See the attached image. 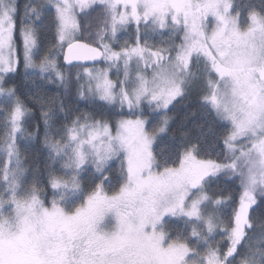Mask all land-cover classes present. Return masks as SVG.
I'll list each match as a JSON object with an SVG mask.
<instances>
[{"label": "snow or ice", "instance_id": "snow-or-ice-1", "mask_svg": "<svg viewBox=\"0 0 264 264\" xmlns=\"http://www.w3.org/2000/svg\"><path fill=\"white\" fill-rule=\"evenodd\" d=\"M21 75L45 87L21 94ZM193 93L220 156L184 133L162 160ZM0 113V264H264V2L0 0ZM37 141L43 173L22 148Z\"/></svg>", "mask_w": 264, "mask_h": 264}, {"label": "trees", "instance_id": "trees-1", "mask_svg": "<svg viewBox=\"0 0 264 264\" xmlns=\"http://www.w3.org/2000/svg\"><path fill=\"white\" fill-rule=\"evenodd\" d=\"M237 4L243 8L249 6L259 7L264 0H236ZM24 3V0H21ZM53 34L51 31H45L41 35L42 47H47L53 42ZM16 83L19 85L21 94L27 91H34L36 88L45 87L43 81L37 80L35 85L32 83H25L24 77L21 75L16 79ZM69 102L72 104L78 103L81 108H88L89 110H100L96 105L85 104L83 101H76L74 95L69 98ZM110 111V110H109ZM169 116L172 117L169 133L161 135L157 143L154 145L155 152L160 159L169 158L170 160L176 159V152L179 148L182 140V134L187 133L190 139L200 140L206 150L209 152L212 158L220 156L218 148L211 147L215 140L213 131H210L212 127L210 118H206L201 105L196 99L195 93L189 100L183 103H178L169 111ZM155 115V114H152ZM3 113H0V119H2ZM155 122V121H154ZM0 132H2V125H0ZM22 148L26 151L29 159V163L33 168L39 166L41 173L44 172V166L46 164V150L42 149L39 142L30 143L22 142ZM36 153H39V158H36ZM119 168L117 163L113 166V186L119 177L116 175V170ZM93 172L89 171L85 174L84 179L87 184L91 183ZM44 177L41 175V180ZM212 189L217 192H225L232 195L234 198L239 195V183L237 180L229 179L225 176L218 177L213 181ZM264 210V205L257 209V213ZM229 211L225 209V212ZM166 229L172 233L173 236L183 233L184 236H188L191 231V224L187 220L181 219H167ZM264 241V233L258 228L253 231L252 243L255 247H264V243H258Z\"/></svg>", "mask_w": 264, "mask_h": 264}, {"label": "rangeland", "instance_id": "rangeland-1", "mask_svg": "<svg viewBox=\"0 0 264 264\" xmlns=\"http://www.w3.org/2000/svg\"><path fill=\"white\" fill-rule=\"evenodd\" d=\"M118 164V163H117ZM167 219H181V220H186V218H171V217H169V218H167Z\"/></svg>", "mask_w": 264, "mask_h": 264}]
</instances>
